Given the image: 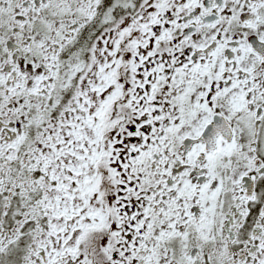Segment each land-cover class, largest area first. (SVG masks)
Masks as SVG:
<instances>
[{"label": "snow or ice", "instance_id": "1", "mask_svg": "<svg viewBox=\"0 0 264 264\" xmlns=\"http://www.w3.org/2000/svg\"><path fill=\"white\" fill-rule=\"evenodd\" d=\"M0 264H264V0H0Z\"/></svg>", "mask_w": 264, "mask_h": 264}]
</instances>
